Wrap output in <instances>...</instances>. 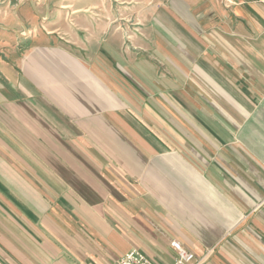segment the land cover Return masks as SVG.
<instances>
[{
    "label": "crops",
    "instance_id": "crops-1",
    "mask_svg": "<svg viewBox=\"0 0 264 264\" xmlns=\"http://www.w3.org/2000/svg\"><path fill=\"white\" fill-rule=\"evenodd\" d=\"M172 240L264 264V0H0V264Z\"/></svg>",
    "mask_w": 264,
    "mask_h": 264
},
{
    "label": "built area",
    "instance_id": "built-area-1",
    "mask_svg": "<svg viewBox=\"0 0 264 264\" xmlns=\"http://www.w3.org/2000/svg\"><path fill=\"white\" fill-rule=\"evenodd\" d=\"M172 247L177 252V257L174 264H198L195 261V255L193 252L188 250L180 241L172 240ZM117 264H156L143 252L139 250H132L125 254Z\"/></svg>",
    "mask_w": 264,
    "mask_h": 264
},
{
    "label": "rangeland",
    "instance_id": "rangeland-1",
    "mask_svg": "<svg viewBox=\"0 0 264 264\" xmlns=\"http://www.w3.org/2000/svg\"><path fill=\"white\" fill-rule=\"evenodd\" d=\"M114 3H117L116 1H114Z\"/></svg>",
    "mask_w": 264,
    "mask_h": 264
}]
</instances>
